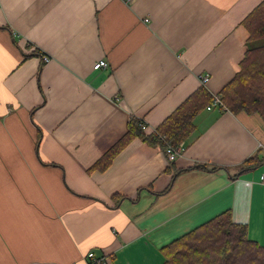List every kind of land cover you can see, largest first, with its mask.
<instances>
[{"label": "crops", "instance_id": "obj_1", "mask_svg": "<svg viewBox=\"0 0 264 264\" xmlns=\"http://www.w3.org/2000/svg\"><path fill=\"white\" fill-rule=\"evenodd\" d=\"M261 1L0 0V264H163L224 210L264 245V164L243 166L264 156L258 114L203 110L172 162L139 138L109 152L131 116L151 133L198 87L218 94Z\"/></svg>", "mask_w": 264, "mask_h": 264}, {"label": "trees", "instance_id": "obj_2", "mask_svg": "<svg viewBox=\"0 0 264 264\" xmlns=\"http://www.w3.org/2000/svg\"><path fill=\"white\" fill-rule=\"evenodd\" d=\"M242 24L249 33L244 56L238 72L218 93L225 109H217L233 114L256 113L264 120V0L244 17ZM212 100L213 95L204 86L198 87L151 133L144 131L142 120L131 116L127 132L109 152L113 155L139 138L163 152L171 144L181 154L195 131L194 118ZM259 153L247 158L243 166L263 165L264 156L260 157ZM161 253L163 264H264V245L248 236L246 224L232 220L230 210L177 237L163 246Z\"/></svg>", "mask_w": 264, "mask_h": 264}, {"label": "built area", "instance_id": "obj_3", "mask_svg": "<svg viewBox=\"0 0 264 264\" xmlns=\"http://www.w3.org/2000/svg\"><path fill=\"white\" fill-rule=\"evenodd\" d=\"M127 1H130V0H127ZM41 57L44 62L48 60V56L46 55H42ZM106 66H107V62H105V60H98L97 62L93 64L94 69H98L100 67H106ZM200 80H201V83L204 85L208 81V76L204 75L201 77ZM217 108L225 109V107L223 106L220 100L219 95L214 94L212 102L208 106H206V109L211 110V109H217ZM145 126H146V123H144L143 121L142 122L143 129ZM165 155H166L168 162H172L180 155V153L177 151L175 146L171 144H167ZM259 180L260 182L264 183V173L260 174ZM82 261H84V264H108V262L110 261V257L109 255L105 253L96 254L95 252L90 250L84 255V257L82 258ZM72 264H79V262L74 261L72 262Z\"/></svg>", "mask_w": 264, "mask_h": 264}, {"label": "rangeland", "instance_id": "obj_4", "mask_svg": "<svg viewBox=\"0 0 264 264\" xmlns=\"http://www.w3.org/2000/svg\"><path fill=\"white\" fill-rule=\"evenodd\" d=\"M260 42H263V41H260Z\"/></svg>", "mask_w": 264, "mask_h": 264}]
</instances>
